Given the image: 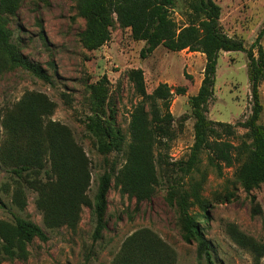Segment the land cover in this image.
I'll return each mask as SVG.
<instances>
[{"label":"rangeland","instance_id":"374dc122","mask_svg":"<svg viewBox=\"0 0 264 264\" xmlns=\"http://www.w3.org/2000/svg\"><path fill=\"white\" fill-rule=\"evenodd\" d=\"M215 2L222 8L223 30L242 38L251 47L264 26V0ZM16 4L13 13H1L12 30V42L30 61L41 66L50 79L37 77L0 52V220L13 221L15 216L30 219L45 230L48 240L35 238L27 245L25 256L6 258L0 264H114L127 238L141 229L151 230L172 248L175 264H206L205 258L198 254V243H188L183 238L179 224L180 192H187L189 213L199 220L216 264H264V182L247 191L236 175L239 161L235 160L232 166L221 161L216 165L205 151L200 154L196 169L184 179H179L174 165L189 158L195 141V119L189 99L201 86L205 54L188 49L174 52L159 46L143 57L141 51L146 43L135 41L130 30L118 24L113 26L109 42L90 51L80 39L86 19L78 14L76 0H16ZM185 4L178 0L172 9V16L180 25L187 22ZM261 43L264 48V37ZM133 68L144 70L149 93L160 83L169 84L174 92L170 110L176 137L168 149L156 150L158 183L152 195L141 201L124 191L118 179L127 158L131 113L141 99L128 77ZM104 75L109 79L110 106L115 109L116 124L126 136L120 149L109 153L100 150L98 137L86 125L91 114L88 85ZM181 88L184 93L179 94ZM33 93L44 94L55 103L52 115L44 120L66 125L89 160L87 203L81 205L74 225L47 227L44 213L37 205L38 192L27 186H24L25 208H19L13 201L17 182L21 180L14 173L13 161L7 153V148L17 145L8 127L9 117ZM260 98L263 110L259 123L264 125V80ZM251 114L247 54L223 51L218 58L215 97L207 115L234 125V134L223 133V138L238 146L245 140L250 142L242 123ZM184 115L187 120L179 121ZM50 168L47 162L42 180H47ZM105 172L112 174L106 229L95 240L92 205ZM175 182H179V193L171 201ZM205 208L208 219L203 217Z\"/></svg>","mask_w":264,"mask_h":264},{"label":"trees","instance_id":"16d2710c","mask_svg":"<svg viewBox=\"0 0 264 264\" xmlns=\"http://www.w3.org/2000/svg\"><path fill=\"white\" fill-rule=\"evenodd\" d=\"M76 1L78 14L86 19V28L80 33V39L87 50L99 49L109 42L112 28L118 24L121 28L130 29L135 41L146 43L141 51L143 57L159 46L174 52L188 49L205 54L201 86L189 99L195 119V141L189 158L174 164L179 179H184L196 169L200 154L205 151L209 152V159L216 165L221 161L232 166L235 160L239 161L236 175L247 191L264 182V125L259 123L263 110L260 85L264 80V48L261 43L264 26L251 47H247L242 38L232 37L223 30L220 21L222 8L215 0H181L188 9L184 25L178 24L172 16L178 0ZM16 5V0H0V52L5 53L13 64L24 66L37 77L49 81L45 70L30 61L12 42V30L1 13H13ZM223 51H244L248 57L252 114L242 125L248 131L246 136L250 142L245 140L238 146L223 138V133L234 134V125L212 120L207 115L210 102L215 97L218 58ZM128 77L141 99L131 113L127 158L118 179L124 191L141 201L152 195L158 183L156 150L168 149L176 137L175 119L170 110L174 92L169 84L160 83L149 93L142 68L129 70ZM108 84V76L104 75L88 85L91 114L87 116L86 125L98 137L103 153L120 149L126 141L124 132L116 124L115 109L110 106ZM178 93H184V89H179ZM55 106L44 94L33 93L10 114L8 125L17 145L7 148V153L13 161L14 173L21 180V183L17 182L13 201L24 209L27 203L24 186L36 190L37 205L43 211L44 222L49 228L77 223L81 205L87 203L86 190L91 180L89 160L72 131L60 122L44 120L52 115ZM187 118L184 115L179 121L184 122ZM47 162L51 172L46 174L47 180H42ZM111 183L112 174L105 172L92 205L95 240L106 229L105 214ZM178 184L175 182L172 186L171 201L177 198ZM178 204L184 240L188 243L196 241L199 256L205 258L206 264H216L211 254V243L206 239L199 220L189 213L187 192L178 194ZM207 213L205 208L204 219H208ZM35 238L48 240L47 233L36 222L19 216H15L13 221L1 219L0 263L6 258L25 256L27 245ZM175 261L172 248L151 230L141 229L127 238L114 264H175Z\"/></svg>","mask_w":264,"mask_h":264},{"label":"crops","instance_id":"0c3cea01","mask_svg":"<svg viewBox=\"0 0 264 264\" xmlns=\"http://www.w3.org/2000/svg\"><path fill=\"white\" fill-rule=\"evenodd\" d=\"M130 30V29H129Z\"/></svg>","mask_w":264,"mask_h":264}]
</instances>
